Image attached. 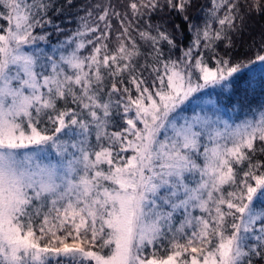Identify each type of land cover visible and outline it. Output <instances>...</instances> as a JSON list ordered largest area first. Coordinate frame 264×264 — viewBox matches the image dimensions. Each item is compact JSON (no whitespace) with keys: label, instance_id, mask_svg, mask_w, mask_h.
I'll list each match as a JSON object with an SVG mask.
<instances>
[{"label":"snow or ice","instance_id":"6c2138e0","mask_svg":"<svg viewBox=\"0 0 264 264\" xmlns=\"http://www.w3.org/2000/svg\"><path fill=\"white\" fill-rule=\"evenodd\" d=\"M193 6L90 5L49 52L64 6L0 0V264H264V44L231 54L264 0ZM209 89L248 115H187Z\"/></svg>","mask_w":264,"mask_h":264},{"label":"trees","instance_id":"16d2710c","mask_svg":"<svg viewBox=\"0 0 264 264\" xmlns=\"http://www.w3.org/2000/svg\"><path fill=\"white\" fill-rule=\"evenodd\" d=\"M54 3L57 7L63 5V9L59 15H52L53 21L63 29L62 32H56L54 29H49L52 32L50 36L49 44H41L40 46L45 48L46 51H50L53 45L64 41L67 39L80 25V17L85 15L84 9L88 6L101 4H113V5H123L126 3V0H72L74 6L68 7L66 0H54ZM193 7L189 10L188 16L191 19V22L196 25L203 24L205 13L211 7V0H193ZM94 14L98 12V9L93 7ZM164 21L167 24V27L170 32H172L177 39L178 45L187 47L192 40L193 34L188 30V25L185 21L178 16L176 13L166 12ZM161 20V17L154 16L152 18L153 23ZM175 25H180V31L175 29ZM39 31V29L37 30ZM139 39L138 35L136 37ZM233 48L231 49V54L234 59L238 60H248L253 59L255 56L256 50L264 44V15H257L255 13L247 15L242 30L237 33L232 34ZM218 50L221 54L225 52L223 43L218 45ZM165 52L167 54L168 49L165 46ZM181 52L176 49L173 53V57H179ZM264 78V73L257 72L255 77L256 80ZM256 88V101L253 104V108L256 107V103H264V94H261V89L259 85H253ZM218 90H208L209 95L203 96L202 100L197 102L194 101L188 106L187 115H192L194 112H200L201 108H204L206 111H210L214 104L217 107L221 108V115L224 119L229 120L230 122H239L240 119H243L248 115V109H240V106L235 104L236 98L233 97L231 106L228 101L224 100L223 97H217L216 92ZM212 101L213 103H208Z\"/></svg>","mask_w":264,"mask_h":264},{"label":"rangeland","instance_id":"374dc122","mask_svg":"<svg viewBox=\"0 0 264 264\" xmlns=\"http://www.w3.org/2000/svg\"><path fill=\"white\" fill-rule=\"evenodd\" d=\"M62 42V41H61ZM58 44V43H57ZM52 51V49L49 51V52H51ZM211 90V89H210ZM208 91V90H207Z\"/></svg>","mask_w":264,"mask_h":264}]
</instances>
